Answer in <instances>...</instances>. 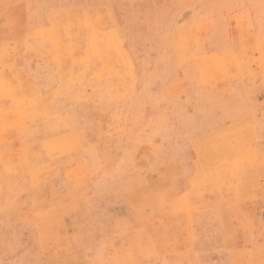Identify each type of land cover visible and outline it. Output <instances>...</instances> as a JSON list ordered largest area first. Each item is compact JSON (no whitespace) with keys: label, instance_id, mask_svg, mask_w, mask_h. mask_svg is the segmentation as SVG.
Returning <instances> with one entry per match:
<instances>
[{"label":"rangeland","instance_id":"374dc122","mask_svg":"<svg viewBox=\"0 0 264 264\" xmlns=\"http://www.w3.org/2000/svg\"><path fill=\"white\" fill-rule=\"evenodd\" d=\"M0 93V264L264 263V0H0Z\"/></svg>","mask_w":264,"mask_h":264},{"label":"bare ground","instance_id":"6f19581e","mask_svg":"<svg viewBox=\"0 0 264 264\" xmlns=\"http://www.w3.org/2000/svg\"><path fill=\"white\" fill-rule=\"evenodd\" d=\"M96 18V17H95ZM55 30V29H54ZM247 37H248V35H247ZM241 45V44H240ZM81 47H82V45H81ZM241 47V46H240ZM256 47H258V46H256ZM83 50H84V48H83ZM71 51H73V49L71 48ZM82 51V50H81ZM108 52L112 55L113 54V52H112V50L110 49V48H108ZM55 53V52H54ZM84 53V52H83ZM74 54L71 52L70 53V56L67 58V61H68V64H70V66L72 65V63H73V56ZM188 55V54H187ZM186 56V55H185ZM48 57H50V56H48ZM84 57V56H83ZM106 57V59L107 60H111L112 61V59L109 57V56H105ZM78 58V57H77ZM116 60H117V62L119 63V65H117V71L119 72V73H122L121 72V70H123V67H122V64H124V63H122V61L119 59V57L115 54V57H114ZM84 61V60H83ZM100 61V60H99ZM97 63V62H96ZM101 64V63H100ZM124 66H126L125 64H124ZM126 68V67H125ZM101 69H103V68H101ZM80 70V69H79ZM127 70V69H126ZM128 71V70H127ZM117 73V72H116ZM128 73H130L129 71H128ZM118 74V73H117ZM116 74V75H117ZM123 75V74H122ZM63 76H65L64 74H63ZM68 82V81H67ZM56 89H57V87H55ZM89 90V89H88ZM57 91V90H56ZM0 95H1V93H0ZM50 98V97H49ZM8 122H9V120H8ZM1 126V125H0ZM48 130H49V128H48ZM47 132H49V131H47ZM221 144V143H220ZM222 145V144H221ZM227 147H228V145H226ZM224 148H225V146H224ZM244 148H245V146H244ZM222 149V148H221ZM8 159V158H7ZM5 163V162H4ZM25 163V161H23L21 164H24ZM213 165V164H212ZM212 168H213V166H212ZM209 169H210V167H209ZM209 171H211V169L209 170ZM2 205V204H1ZM251 231V230H250ZM122 240V239H121ZM123 241V240H122ZM125 243V242H124ZM117 244V243H116ZM262 256V255H261ZM253 258H254V256H253ZM262 259V258H261ZM257 260V259H256ZM263 260V259H262ZM262 260H260V261H262ZM264 264V263H263Z\"/></svg>","mask_w":264,"mask_h":264}]
</instances>
